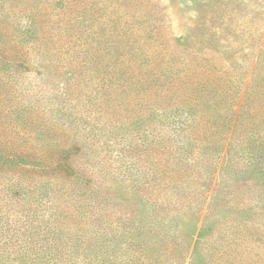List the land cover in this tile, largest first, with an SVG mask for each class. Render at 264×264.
<instances>
[{
  "label": "rangeland",
  "instance_id": "1",
  "mask_svg": "<svg viewBox=\"0 0 264 264\" xmlns=\"http://www.w3.org/2000/svg\"><path fill=\"white\" fill-rule=\"evenodd\" d=\"M51 201L65 257L264 264V0H0L2 221Z\"/></svg>",
  "mask_w": 264,
  "mask_h": 264
},
{
  "label": "trees",
  "instance_id": "2",
  "mask_svg": "<svg viewBox=\"0 0 264 264\" xmlns=\"http://www.w3.org/2000/svg\"><path fill=\"white\" fill-rule=\"evenodd\" d=\"M237 120L238 118H235L233 123L234 126L237 125ZM230 139H232V137ZM64 152H60L59 155L61 156ZM29 153L30 151H27L21 156L30 157L31 155ZM32 154L38 155L36 150L35 153ZM65 157L66 156H63L62 158ZM44 160L46 161L47 158ZM45 161L40 159L39 162L44 168H48L52 163L56 162L55 158L50 159L48 162ZM45 195L49 197L48 189L38 192L37 197L42 198ZM57 208V202L51 201V206L49 207L50 214L47 220L51 223L50 227L45 226L43 228H36L35 230H29L28 227L25 230L24 227V232L20 231L22 227L19 226L16 228L13 222L9 225H4L7 222L8 215L6 221L3 222L2 220L3 217H5V213L0 209V264H15L8 263L6 260L11 257L12 252H14L13 246L15 245L18 246L17 252H22L20 259L29 258V261L25 262V264H146L144 256L142 257L143 253L137 252H133L123 257L120 261H116V256H114L113 253L103 251L101 247L92 255L86 253L82 255L70 248L69 252L72 254L70 258L68 256L65 257L66 255L61 251H54L55 249H51V246L58 240V238H55V231H57V228L61 229V226L65 222V217L57 211ZM33 220L34 219L31 217L25 216L23 223L33 222ZM33 225L35 224L33 223ZM122 228L123 231L127 230L125 227ZM97 242H99L98 239ZM63 256L65 257L64 260L62 259ZM12 258L16 257L12 256Z\"/></svg>",
  "mask_w": 264,
  "mask_h": 264
}]
</instances>
